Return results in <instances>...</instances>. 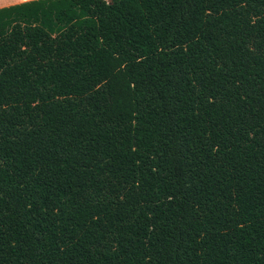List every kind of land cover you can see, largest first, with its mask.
I'll list each match as a JSON object with an SVG mask.
<instances>
[{
	"label": "trees",
	"instance_id": "16d2710c",
	"mask_svg": "<svg viewBox=\"0 0 264 264\" xmlns=\"http://www.w3.org/2000/svg\"><path fill=\"white\" fill-rule=\"evenodd\" d=\"M0 264H264V0L0 7Z\"/></svg>",
	"mask_w": 264,
	"mask_h": 264
},
{
	"label": "crops",
	"instance_id": "0c3cea01",
	"mask_svg": "<svg viewBox=\"0 0 264 264\" xmlns=\"http://www.w3.org/2000/svg\"><path fill=\"white\" fill-rule=\"evenodd\" d=\"M26 0H0V7L20 3Z\"/></svg>",
	"mask_w": 264,
	"mask_h": 264
}]
</instances>
